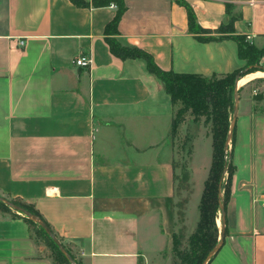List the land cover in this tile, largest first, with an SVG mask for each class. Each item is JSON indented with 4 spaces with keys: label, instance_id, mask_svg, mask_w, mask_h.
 I'll list each match as a JSON object with an SVG mask.
<instances>
[{
    "label": "crops",
    "instance_id": "crops-1",
    "mask_svg": "<svg viewBox=\"0 0 264 264\" xmlns=\"http://www.w3.org/2000/svg\"><path fill=\"white\" fill-rule=\"evenodd\" d=\"M124 1L115 34V4L0 0V196L34 207L80 264H163L178 228L171 97L145 60L116 57L107 38L178 74L246 63L233 39L199 41L176 0ZM183 1L204 36L264 50V0ZM81 55L89 67L73 63ZM243 78L225 242L211 264H264V99L248 91L264 77ZM23 217L0 212V264H53Z\"/></svg>",
    "mask_w": 264,
    "mask_h": 264
},
{
    "label": "trees",
    "instance_id": "trees-1",
    "mask_svg": "<svg viewBox=\"0 0 264 264\" xmlns=\"http://www.w3.org/2000/svg\"><path fill=\"white\" fill-rule=\"evenodd\" d=\"M70 1L79 8H88L91 6L102 7L111 4L117 5V14L113 21L107 26L106 32L118 34L119 23L127 10L124 0H92L91 3L86 0ZM176 1L185 6L188 15L189 30L197 36L199 41L212 42L227 38L235 40L239 47V57L246 62L245 66L231 74L213 75L212 77L194 74H178L172 71L162 70L155 62L153 56L140 48L122 45L116 38H107V43L112 54L122 60H145L148 71L164 84L165 91L171 97L174 110L171 133L172 143L176 138L178 128L187 121L188 118H191L194 123H199L201 119L204 118L205 124L211 126L210 133L213 142V158L199 203V222L195 231L187 238L185 243L183 236L186 215L184 207L187 201L177 202V223L178 226H182L179 231H175L172 236V255L177 260V264H204L209 253L219 243V231L216 218L218 212L221 210L220 205L222 200L220 198V192L224 189V204L226 207L231 196V185L236 170L232 162L236 128L231 142L232 152L230 163L226 158L228 156L226 141L234 112L236 80H240L250 73L260 71L258 64L261 58L264 57V50L255 47L244 36H204V34H209L211 32L204 30L198 24L193 8L183 0ZM229 29H232V23L228 25V28L222 27L221 31L223 32L220 33H224V31ZM246 69L247 71L244 73ZM242 90V88L239 89V95ZM227 167H229V176L220 188V181ZM174 169L176 170V166H174ZM176 179L177 176L175 174V181ZM183 179V182L187 183L189 174L185 173ZM9 200L41 217L34 207L23 203L21 200ZM11 210L12 209L0 201L1 213H9ZM13 217H20V215L15 214ZM23 218L29 224L31 234L33 230H35L37 238H42L47 242V246L52 251L50 257L53 258V264H71L60 251L58 245L47 235L42 227L26 217ZM32 238L38 243V239H35L33 235ZM66 249L71 254L68 248ZM71 256L76 264H80L73 254H71ZM211 262L209 264H211Z\"/></svg>",
    "mask_w": 264,
    "mask_h": 264
},
{
    "label": "rangeland",
    "instance_id": "rangeland-1",
    "mask_svg": "<svg viewBox=\"0 0 264 264\" xmlns=\"http://www.w3.org/2000/svg\"><path fill=\"white\" fill-rule=\"evenodd\" d=\"M217 33L223 32L221 29L215 31ZM260 73H264V57L261 58L260 63L258 64ZM258 72V71H257ZM252 89H257L259 92L255 96V98L260 99L258 102L264 99V78L256 81L253 86H251L248 91ZM246 96V93L243 94ZM195 125L191 118H188L186 123L181 125L178 128V132L176 138L174 140V151H175V174L177 179L175 181L176 184V199L177 202L187 201L184 207L186 211V218L184 223V242L186 243L187 238L195 231L197 224L200 218L199 211V203L204 191V186L206 179L208 177V173L212 164L213 158V142L212 138L209 139L210 128L211 126L206 125L204 122V118L201 119L199 124L195 130L192 128ZM210 142V143H209ZM231 152H232V143L229 145V149L227 151L228 156L227 161L230 163L231 160ZM229 167H227L225 171L224 183L228 179L229 176ZM185 173L189 174V180L187 183H184L183 175ZM223 183V184H224ZM224 202V189L222 190ZM17 214L15 211L11 210L9 215L14 216ZM19 215V214H18ZM218 221V223H217ZM216 224L219 231L218 241L220 242L221 233H222V214L221 211L218 212L216 218ZM226 224V223H225ZM179 225L176 231H179ZM32 235L35 239H38L39 245L44 247L45 256L48 257L52 263L53 258H51V249L47 246V242L44 239L37 238L36 231L33 230ZM226 235V229H225ZM170 252H167L163 257V264H177V260L173 257L170 258Z\"/></svg>",
    "mask_w": 264,
    "mask_h": 264
},
{
    "label": "water",
    "instance_id": "water-1",
    "mask_svg": "<svg viewBox=\"0 0 264 264\" xmlns=\"http://www.w3.org/2000/svg\"><path fill=\"white\" fill-rule=\"evenodd\" d=\"M239 89H240L239 88V79H237L236 80V86H235L234 112H233V117H232L231 124H230V130H229L228 138H227V141H226V151H228L229 145L232 142L234 130H235L236 124H237V117H238V111H239V101H240ZM224 178H225V173L222 175V178H221V181H220V188L223 185ZM220 198H221V200L223 199L222 192H220ZM0 201H2L5 205H7L10 209L15 211L16 213L28 218L29 220L37 223L40 227H42L45 230V232L47 233V235H49L51 237V239L58 245L60 251L65 255V257L68 259V261L71 264H76L75 260L71 256V254L67 251L65 246L55 236V234L52 232L50 227L47 225V223L41 217L31 213L30 211H28L25 208H22V207H20V206H18L16 204H14L13 202H11L10 200H8V199H6L4 197L0 196ZM220 209H221L220 211H221V214H222V233H221L220 242L209 253V255L207 256V258H206V260L204 262V264H209L212 261V259H214L217 256V254L222 249V247L224 245V242H225L226 207H225V204H224L223 201H221Z\"/></svg>",
    "mask_w": 264,
    "mask_h": 264
},
{
    "label": "built area",
    "instance_id": "built-area-1",
    "mask_svg": "<svg viewBox=\"0 0 264 264\" xmlns=\"http://www.w3.org/2000/svg\"><path fill=\"white\" fill-rule=\"evenodd\" d=\"M23 45V42L21 43ZM73 63L79 67H89L91 64V58L88 55H81L74 59Z\"/></svg>",
    "mask_w": 264,
    "mask_h": 264
},
{
    "label": "bare ground",
    "instance_id": "bare-ground-1",
    "mask_svg": "<svg viewBox=\"0 0 264 264\" xmlns=\"http://www.w3.org/2000/svg\"><path fill=\"white\" fill-rule=\"evenodd\" d=\"M255 77H264V73H254V74H251V75H248L247 77L243 78L241 81H240V84H244L247 80L249 81L250 79H253Z\"/></svg>",
    "mask_w": 264,
    "mask_h": 264
}]
</instances>
